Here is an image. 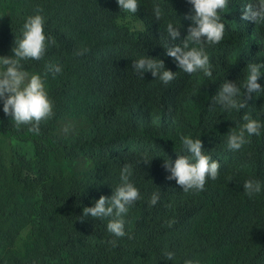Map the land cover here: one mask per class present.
<instances>
[{
    "label": "trees",
    "instance_id": "1",
    "mask_svg": "<svg viewBox=\"0 0 264 264\" xmlns=\"http://www.w3.org/2000/svg\"><path fill=\"white\" fill-rule=\"evenodd\" d=\"M138 3L133 15L117 0H0V56L13 55L23 24L36 14L55 41L43 59L21 62L44 80L55 115L41 122L39 134L0 115L1 136L34 144L32 159L12 146L8 153L0 148V264H264V128L240 150L227 147V133L244 123V112L264 123V93L245 96L241 111L210 107L223 82H237L242 95L247 65L264 63V23L241 19L247 0H229L219 13L224 38L206 49L209 78L181 71L163 47L169 22L181 26L175 43L183 41L192 5ZM155 4L163 13L159 21ZM142 56L163 60L175 80L164 85L151 72L140 78L131 66ZM46 64L62 71L53 77ZM257 82L264 87V73ZM62 119H86L88 132L58 136ZM181 136L200 138L205 154L221 165L203 191L184 192L166 178L164 159L174 163L186 154ZM145 155L153 157L150 164L140 163ZM81 158L91 164L83 173L52 171L53 160ZM125 163L141 198L124 216L128 235L117 238L107 231L109 218L79 219L84 207L111 197ZM247 179L261 183L251 198L243 189ZM155 192L160 198L150 206ZM165 251L174 259L166 260Z\"/></svg>",
    "mask_w": 264,
    "mask_h": 264
},
{
    "label": "clouds",
    "instance_id": "2",
    "mask_svg": "<svg viewBox=\"0 0 264 264\" xmlns=\"http://www.w3.org/2000/svg\"><path fill=\"white\" fill-rule=\"evenodd\" d=\"M192 5L185 19L192 23L187 28V35L180 44L175 43L180 37V28L172 22L167 23L163 47L166 55L173 58L177 67L186 74H194L202 71L204 76L211 78L213 75L207 47L219 44L224 38L225 24L221 22L220 12L228 8L229 0H187ZM122 11L135 14L139 9L138 0H117ZM152 14L156 21L162 18V10L159 4H155ZM242 20L252 21L256 24L264 23V0H247L243 10ZM44 18L39 15L29 16L22 28L21 38L15 40L12 48L13 55L0 56V100L3 101V112L11 117L16 127L27 125L28 131L39 134L40 124L52 118L54 113L53 101L49 98L45 89L44 80L38 74L29 73L21 63L26 60L39 61L44 58L49 44H55L54 40L44 34ZM143 30V22L137 25ZM172 41L171 45L169 41ZM132 70L143 79L146 72L159 79L164 85H168L176 78V72L167 70L163 60L142 56L132 60ZM264 63H249L243 83V94L237 82L225 81L221 84L218 94L211 98V105L222 106L225 110L235 109L241 111L247 107V98L252 94L264 93V87L257 82L264 73ZM46 70L53 77L62 69L59 65L46 64ZM244 123L239 129L231 128L227 133V147L231 151H238L245 144L250 143L248 137L259 136L264 123L244 112ZM181 144L186 154H177L178 158L173 163L169 158L164 159L162 167L170 173L166 178L175 180L184 192L203 191L207 180H216L219 177L220 163L205 154L200 138L192 139L189 136H181ZM153 158V157H152ZM152 158L146 155L141 157L140 163L150 164ZM132 166L125 163L120 172V184L113 189L111 197L100 196L94 206L84 207L80 221L87 217L92 219H108L107 231L114 237L122 238L128 235L125 232L124 216L129 207L139 200V190L130 182ZM229 181L232 180L228 177ZM245 194L251 198L261 192V183L255 179H247L243 182ZM160 194L155 192L148 201L150 206L156 205ZM131 239V236H128ZM113 247L117 246L116 240L108 241ZM166 260H173L174 253L165 251ZM184 264H193L191 260H185Z\"/></svg>",
    "mask_w": 264,
    "mask_h": 264
},
{
    "label": "rangeland",
    "instance_id": "3",
    "mask_svg": "<svg viewBox=\"0 0 264 264\" xmlns=\"http://www.w3.org/2000/svg\"><path fill=\"white\" fill-rule=\"evenodd\" d=\"M5 114L3 112V101L0 100V115ZM61 121V120H60ZM59 121V122H60ZM88 121L86 119H62L59 123L57 135L61 137H70L74 134L81 132H88ZM87 123V124H86ZM11 146L14 150L20 151L29 159L34 157V144L31 140L25 141L15 137L9 139L0 135V148L8 153L11 150ZM53 160L51 164L52 171L60 176H66L73 173H83L91 167L90 162L86 158H81L74 161H65L56 159ZM25 233L20 240L19 245L22 244Z\"/></svg>",
    "mask_w": 264,
    "mask_h": 264
}]
</instances>
